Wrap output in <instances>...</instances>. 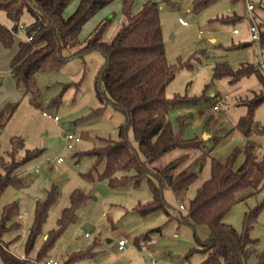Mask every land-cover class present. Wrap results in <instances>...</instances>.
I'll list each match as a JSON object with an SVG mask.
<instances>
[{"label":"rangeland","instance_id":"obj_1","mask_svg":"<svg viewBox=\"0 0 264 264\" xmlns=\"http://www.w3.org/2000/svg\"><path fill=\"white\" fill-rule=\"evenodd\" d=\"M122 1L114 0L86 23L79 46L64 51L67 59L62 67L36 75L39 94L35 100L31 94L24 93V87L10 72L11 59L19 42L26 40L27 29H18L13 48L0 46V110L8 104L17 105L10 121L0 128V176L6 175L5 166L12 160L16 141L24 142V148L15 153L17 161L23 160L27 151L39 150L37 157L16 168L13 173L16 181L0 197V225L5 209L17 205L14 223L19 226L12 227L9 222V229L2 235L17 257L25 255L24 258L36 262L51 235L53 239L45 258L58 264H202L207 258L199 250L193 230L179 219L187 213L189 201L199 186L210 178L212 158L226 162L239 151L235 168L244 160L241 151L246 138L237 124L248 113L250 104L264 94V0H216L199 12L194 11L196 0H172L173 5L161 3L166 58L169 65L178 68L166 96L170 100L176 96L202 99L200 103L178 106L168 119L174 132L182 138L203 139L207 148L213 150L199 179L186 194L178 196L166 188L163 192L166 209L148 215H141L137 209L152 200L151 183L147 179L136 185L111 187L108 179L99 177L104 162L98 164L96 155L90 152L120 142V127L125 125L126 117L97 96L103 90L98 85V77L106 63L104 54L99 50L74 53L86 44L101 22H109L104 40H112L125 21ZM146 1L136 0L135 10ZM80 2L71 0L64 16L72 15ZM248 2L254 6L252 11L247 8ZM0 22L13 28V22L3 10H0ZM31 22L25 12L18 28L21 25L29 28ZM252 24L259 27L261 41L252 40ZM234 30L239 34H234ZM220 63L234 71L251 66L259 73L253 72L237 81L229 76L216 78L215 68ZM215 105L220 107L217 112L213 110ZM254 117L264 123V102L255 109ZM183 118L187 120L184 127L181 126ZM69 133L81 138L72 150L66 145ZM127 137L131 146L137 147L132 130ZM186 153L190 156L180 170H191L199 152L183 148L168 153L156 166L162 168ZM58 158L64 162H56ZM125 175L118 172L116 177ZM250 193L248 190L239 195L240 201L223 221L243 233L246 214L262 207L249 232L256 240L255 249L245 263L257 264L258 255L264 253V188L255 195ZM74 194L84 197V203L73 210L72 220L60 232V220L72 208ZM38 204H48L47 217L30 256H26ZM181 205L186 209L182 210ZM201 237L205 238V234ZM122 239L127 241V247L119 250L118 242ZM0 264H3L1 258Z\"/></svg>","mask_w":264,"mask_h":264},{"label":"trees","instance_id":"obj_2","mask_svg":"<svg viewBox=\"0 0 264 264\" xmlns=\"http://www.w3.org/2000/svg\"><path fill=\"white\" fill-rule=\"evenodd\" d=\"M114 0H81L76 11L69 17L64 11L71 0H0L3 10L13 28L0 22V46L11 49L16 43L19 22L26 12L31 18L27 29L33 39L21 41L10 62V72L18 84H22L25 94H31L32 100L38 97L39 90L35 77L39 72L56 70L66 62L64 51L75 49L80 44V34L86 23ZM216 0H196L194 11L199 12ZM173 5L172 0L155 2L148 0L136 11V0H123L122 9L125 21L119 32L107 42L104 36L109 22H101L86 44L75 54L90 50L101 51L106 63L99 73L98 85L103 90L97 92L102 102H110L125 114L126 123L120 127L121 141L107 144L103 149L90 152L96 155L98 164L104 162L99 173L100 179H108L111 187L134 183L147 179L151 183L152 200L137 207L141 215L166 209L163 192L172 189L178 196L185 195L199 179L206 160L213 148L208 149L203 139H184L174 132L168 119L169 114L183 104L200 103L202 99H186L176 96L173 100L166 96V89L176 77L178 68L168 64L166 47L161 27V3ZM259 70L251 66H242L237 71L225 63L217 64L215 77L229 76L232 81ZM262 77V76H261ZM263 79V77H262ZM211 99H207L209 101ZM264 102V94L258 96L249 106L248 113L242 117L237 129L245 136L246 144L241 151L242 164L235 168L239 151H235L228 161L211 159V175L197 189L196 195L189 201L188 211L179 219L194 233L199 250L207 254L202 264H245L255 249L256 240L250 237V230L257 221L262 207L248 212L245 230L238 233L223 219L227 212L239 201V195L251 190L255 195L264 188V123L255 120V109ZM17 105L8 104L0 110V128L5 127L14 115ZM187 120H181L184 127ZM132 130L137 147L128 141V131ZM217 141V139H216ZM24 148L22 140L16 141L12 160L5 166L6 175L0 176V197L5 189L16 181L14 171L21 163L38 156L39 150L27 151L23 160L17 161L15 153ZM177 148L199 152L194 168L180 170L181 164L188 160L186 153L159 168L156 163ZM199 167V172L196 168ZM134 172L130 175V172ZM118 172L126 175L117 178ZM73 206L60 220V232L72 220L73 210L84 203L82 197L74 194ZM186 209V208H184ZM182 209V210H184ZM48 204H38L34 224L26 248L30 256L42 226L46 220ZM18 216L17 205L8 206L0 225V258L3 264H39L44 261L45 253L53 236L47 238L46 245L38 253L36 262L31 258L14 255L3 241L2 235L12 227ZM205 234V238L201 235ZM143 239H146L145 237ZM257 264H264V253L258 255Z\"/></svg>","mask_w":264,"mask_h":264},{"label":"built area","instance_id":"obj_3","mask_svg":"<svg viewBox=\"0 0 264 264\" xmlns=\"http://www.w3.org/2000/svg\"><path fill=\"white\" fill-rule=\"evenodd\" d=\"M247 8H248L249 11H252L254 9V6H253V4L248 2ZM183 23H185V22H183ZM20 30H25V27L21 25L20 26ZM200 33H202V32H200ZM233 33L234 34H239V31L238 30H234ZM250 34H251L252 40L254 42L255 41H261V31H260L259 27L256 26L255 24L251 25ZM26 39L28 41H31L33 39V37L32 36H27ZM213 110L216 111V112L219 111L220 110L219 105H215L213 107ZM43 115L51 117L50 115H47L46 113H44ZM55 120H58V117H55ZM80 141H81V138L79 136H76V135L71 134V133L66 135V145H67V148L70 149V150H72L74 148L75 144L80 142ZM52 161H53L52 159H49V162H52ZM56 162L62 163V162H64V159L63 158H58L56 160ZM180 208L184 209L185 207L183 205H181ZM118 247H119L120 250L125 249L127 247V241L124 240V239L120 240L118 242ZM44 264H58V263L56 261L52 260V259H45L44 260Z\"/></svg>","mask_w":264,"mask_h":264},{"label":"crops","instance_id":"obj_4","mask_svg":"<svg viewBox=\"0 0 264 264\" xmlns=\"http://www.w3.org/2000/svg\"><path fill=\"white\" fill-rule=\"evenodd\" d=\"M29 215H27L26 217H28ZM20 219H22V218H20ZM119 248V247H118ZM120 250V249H119ZM25 257V255H21V258H24Z\"/></svg>","mask_w":264,"mask_h":264},{"label":"water","instance_id":"obj_5","mask_svg":"<svg viewBox=\"0 0 264 264\" xmlns=\"http://www.w3.org/2000/svg\"><path fill=\"white\" fill-rule=\"evenodd\" d=\"M199 170H200V168L198 167V168L196 169V171L199 172Z\"/></svg>","mask_w":264,"mask_h":264}]
</instances>
